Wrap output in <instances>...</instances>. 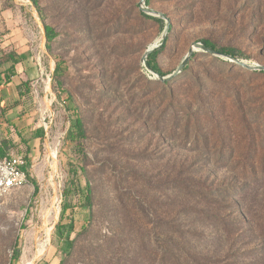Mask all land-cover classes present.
<instances>
[{
	"label": "rangeland",
	"instance_id": "374dc122",
	"mask_svg": "<svg viewBox=\"0 0 264 264\" xmlns=\"http://www.w3.org/2000/svg\"><path fill=\"white\" fill-rule=\"evenodd\" d=\"M139 1L38 0L44 23L57 34L47 51L30 0H4L20 10L19 28L41 70L36 120L45 136L31 180L0 199V264H60L55 225L63 202L75 206L78 230L87 223L63 264H264V75L229 72L227 63L218 70L220 58H193L185 90L170 99L148 83L154 79L141 63L159 43L164 22L143 19ZM146 6L170 22L157 56L165 76L204 39L264 66V0H149ZM197 97L208 103L207 112L193 110ZM188 105L195 114L189 130L164 133L161 122L181 117ZM75 119L85 129L82 158L70 142ZM82 164L86 176L78 173L77 180L81 189L90 185V207L72 191L62 195Z\"/></svg>",
	"mask_w": 264,
	"mask_h": 264
},
{
	"label": "crops",
	"instance_id": "0c3cea01",
	"mask_svg": "<svg viewBox=\"0 0 264 264\" xmlns=\"http://www.w3.org/2000/svg\"><path fill=\"white\" fill-rule=\"evenodd\" d=\"M22 24L20 10L7 7L0 0V150L3 155L28 151L32 164L45 136L36 120L40 113L34 85L41 70L32 62L26 45L29 36L19 28ZM7 54L10 57H5ZM22 146L24 152L19 150Z\"/></svg>",
	"mask_w": 264,
	"mask_h": 264
},
{
	"label": "trees",
	"instance_id": "16d2710c",
	"mask_svg": "<svg viewBox=\"0 0 264 264\" xmlns=\"http://www.w3.org/2000/svg\"><path fill=\"white\" fill-rule=\"evenodd\" d=\"M30 2L33 5V7L35 8L36 12L38 13L40 19L42 20V26H43V32H44V38H45V48L47 49V51H51L52 43L55 40V38L57 37V34L55 33L54 29L51 26L44 23L43 16H42V9L39 6L38 0H30ZM148 2H149V0L146 1V4ZM140 15L145 20L153 21V22L157 23L160 27L163 26V21L160 19L145 15L143 13H140ZM170 31L171 30H169V33H170ZM167 39L165 40L163 46L160 49L155 50L154 52H152L147 57V63L149 65V67L155 73L159 74L160 76H165V74L161 71V69L157 63V56L160 53V51L165 47ZM200 42L203 45H205L206 47L211 48L213 50H216L218 52H221L223 54L230 55L234 58H241L238 56L240 54H238L232 48L218 47L214 42L207 40V39L201 40ZM5 57H10V56H9V54H7V55H5ZM197 57H205V58L210 57L214 61H216V59H217L216 57L209 56L205 53H193V56L191 59L197 58ZM224 63H227V65H229L228 66L229 72H231L232 70L237 68L239 71H241L245 74H248L250 76H253V75L262 76V75H264V72L247 71V70H244V69L237 67L236 65H234L232 63L225 62L222 60H219V64L215 65L216 69L221 70V71L224 70V68H225ZM59 69H60V67L57 64H55L53 73L57 74ZM189 77H190L189 66L187 64L185 66V68L182 70V72L180 73V75H178L176 78H174L173 80H171L169 82H166V83L160 82L159 83V82L149 81L148 83L150 85H159L161 88V91H164V92L168 91L167 95L171 99V98H173L174 94L177 93V90L180 91V93H181V91L185 90V88H181V86H183V85L186 86V83L189 80ZM195 82H196V80H195ZM195 85L198 89V92L200 91V93H201V91L204 88L201 85V81L198 80L197 84H195ZM225 90L228 91L229 89L227 87H225ZM186 97H190V94L189 95L186 94ZM196 102L198 103V106L194 107L193 110L195 109L196 112H199L201 110H203V112H207L208 103L204 102V100L199 98V97H197ZM205 105H207V108ZM225 105H226V103L225 104L223 103L222 108H224ZM179 113H182V115H180L181 117H178V116L172 117L171 116L172 117L171 122H167V120H165V119L163 120V122H161V125H163L162 131L164 133L167 132L168 135L174 136V135H176V133L178 132L180 127H183L182 128L183 131L189 130V128L191 126L190 124L193 121V118L195 115L192 113V107H190L189 105L186 106L185 108L182 107V110ZM196 115H197V113H196ZM167 116H168V114L165 115L164 117L166 118ZM189 135H190V133H189ZM85 138H86L85 137V129H84L83 123L81 122L80 119H75L70 126V142L72 144L74 151H76L78 158H82V156H81L82 148H83L82 142L85 140ZM206 144H209L208 140H206ZM27 152L28 151H26L24 154H22V158L24 160V166L22 169L26 173L27 178H28V182H29V180H31L30 179L31 163H30V160L27 158ZM0 156L1 157L5 156L1 153V150H0ZM78 173L82 177L86 176V171H85L83 164L79 165V166H75L73 168V172H72L73 178L68 183V187H66L63 190L62 195H63L64 199H67L69 197L70 191H72L73 193H75V195H77L79 197V199L82 201V203H84L85 207H90L91 206L90 185H89V183H87L85 188L81 189L80 183L77 180L78 176H79ZM32 184L34 186V194L33 195L36 196L37 191H38L37 184L34 180L32 181ZM74 213H75V206L67 204L66 202H63V205L61 206L59 220H58L57 224L55 225V236L58 239L57 251L60 254V260H59L60 264H63L71 256L73 249H74V244H75L77 238L82 233H84L87 229V223H85V222H83V224L80 226L79 230L76 228L75 221H74ZM163 258H165L164 255H163ZM160 260H161V258H160ZM161 263L163 264L164 261L162 260Z\"/></svg>",
	"mask_w": 264,
	"mask_h": 264
},
{
	"label": "water",
	"instance_id": "95a60500",
	"mask_svg": "<svg viewBox=\"0 0 264 264\" xmlns=\"http://www.w3.org/2000/svg\"><path fill=\"white\" fill-rule=\"evenodd\" d=\"M146 1L147 0H140L139 1L138 8H139L140 12L145 14V15L160 19L164 22V28H163L161 39L159 40V43L157 45H152L149 48H147L146 51L144 52L142 58H141V63H142L143 68L145 69L147 75L149 77L153 78L154 81L166 83V82L173 80L178 75H180L182 70L188 64L189 60L192 58L193 53H205L209 56L220 58L224 61H228L229 63H232V64L239 66V67H241L245 70H248V71L264 72V66H262V65L250 64L244 60H240L238 58H234L230 55L223 54L221 52H218L216 50L208 48L205 45H203L201 42H196V43L191 44V46L188 49L187 53L185 54L184 58L182 59L179 66L176 68V70L173 73H171L167 76H160L159 74L155 73L149 67V65L147 63V57L152 52L160 49L163 46V44H164V42L168 36L169 30H170V22L164 14L157 12V11L149 8L148 6H146Z\"/></svg>",
	"mask_w": 264,
	"mask_h": 264
},
{
	"label": "built area",
	"instance_id": "2783aa9c",
	"mask_svg": "<svg viewBox=\"0 0 264 264\" xmlns=\"http://www.w3.org/2000/svg\"><path fill=\"white\" fill-rule=\"evenodd\" d=\"M23 166L24 160L20 154L8 153L4 157L0 156V199L28 184Z\"/></svg>",
	"mask_w": 264,
	"mask_h": 264
},
{
	"label": "bare ground",
	"instance_id": "6f19581e",
	"mask_svg": "<svg viewBox=\"0 0 264 264\" xmlns=\"http://www.w3.org/2000/svg\"><path fill=\"white\" fill-rule=\"evenodd\" d=\"M56 215H57V211L55 210V218H56ZM51 218V213H50V211H46L45 213H44V216H43V219H44V221H45V223H47L48 222V220ZM44 234H45V237H46V241H44V242H40L39 244H38V246H37V254L39 255V256H41L43 253H44V251H45V243H47V241H48V238H49V234H50V229H46L45 231H44Z\"/></svg>",
	"mask_w": 264,
	"mask_h": 264
}]
</instances>
